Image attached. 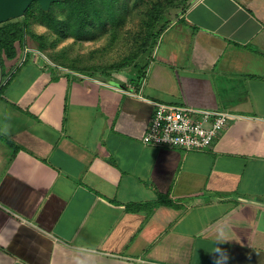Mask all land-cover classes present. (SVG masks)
<instances>
[{"label":"crops","instance_id":"0c3cea01","mask_svg":"<svg viewBox=\"0 0 264 264\" xmlns=\"http://www.w3.org/2000/svg\"><path fill=\"white\" fill-rule=\"evenodd\" d=\"M162 35L136 81L33 65L0 98V264H264V0H192ZM155 102L237 118L154 146Z\"/></svg>","mask_w":264,"mask_h":264},{"label":"rangeland","instance_id":"374dc122","mask_svg":"<svg viewBox=\"0 0 264 264\" xmlns=\"http://www.w3.org/2000/svg\"><path fill=\"white\" fill-rule=\"evenodd\" d=\"M190 1L120 0L123 13L117 25L101 28L89 24L92 34L80 39L69 32L53 31L43 23L38 17L40 4L35 1L22 16L0 23L2 27L18 22L28 31L23 43H15L18 52L15 57L9 58L7 52L0 54V82L4 84L0 98L15 85L17 92L19 86L30 80L35 74L33 65H41L57 73L74 71L98 81L103 80L97 77L125 83L138 80L157 46L165 42L162 27L168 25L169 28ZM50 9L57 19L66 18L56 2L48 11ZM185 23V20L181 21L176 28L185 30L186 27L182 26ZM15 70L17 72L11 79Z\"/></svg>","mask_w":264,"mask_h":264},{"label":"built area","instance_id":"2783aa9c","mask_svg":"<svg viewBox=\"0 0 264 264\" xmlns=\"http://www.w3.org/2000/svg\"><path fill=\"white\" fill-rule=\"evenodd\" d=\"M237 115L221 108H201L155 102L143 141L184 151L210 149Z\"/></svg>","mask_w":264,"mask_h":264},{"label":"trees","instance_id":"16d2710c","mask_svg":"<svg viewBox=\"0 0 264 264\" xmlns=\"http://www.w3.org/2000/svg\"><path fill=\"white\" fill-rule=\"evenodd\" d=\"M119 3L120 0H60L56 2V5L65 12V19H57L51 9L44 10L41 5L38 17L53 31L69 32L73 37L80 39L92 34L89 24L101 28L106 25H117L123 13ZM167 28L168 25L163 26L161 32L164 33ZM27 33L26 27L18 22L0 27V54L7 52L9 58L15 57L18 53L15 43L17 41L23 43ZM54 79H58V76L52 77V80ZM11 144L15 146L13 142Z\"/></svg>","mask_w":264,"mask_h":264},{"label":"water","instance_id":"95a60500","mask_svg":"<svg viewBox=\"0 0 264 264\" xmlns=\"http://www.w3.org/2000/svg\"><path fill=\"white\" fill-rule=\"evenodd\" d=\"M35 1L39 2L44 10H48L52 3L60 0H0V23L22 16ZM98 78L104 79L103 77ZM1 88L2 84H0Z\"/></svg>","mask_w":264,"mask_h":264},{"label":"clouds","instance_id":"9594fccd","mask_svg":"<svg viewBox=\"0 0 264 264\" xmlns=\"http://www.w3.org/2000/svg\"><path fill=\"white\" fill-rule=\"evenodd\" d=\"M214 264H220V261H219V258L218 257H215L214 258Z\"/></svg>","mask_w":264,"mask_h":264}]
</instances>
